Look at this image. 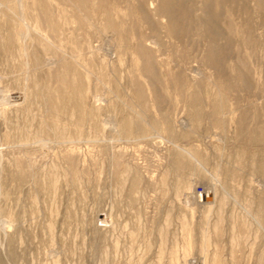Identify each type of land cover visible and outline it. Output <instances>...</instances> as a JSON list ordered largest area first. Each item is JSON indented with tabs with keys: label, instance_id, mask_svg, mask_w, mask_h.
Returning <instances> with one entry per match:
<instances>
[{
	"label": "rangeland",
	"instance_id": "1",
	"mask_svg": "<svg viewBox=\"0 0 264 264\" xmlns=\"http://www.w3.org/2000/svg\"><path fill=\"white\" fill-rule=\"evenodd\" d=\"M0 264H264V0H0Z\"/></svg>",
	"mask_w": 264,
	"mask_h": 264
},
{
	"label": "bare ground",
	"instance_id": "2",
	"mask_svg": "<svg viewBox=\"0 0 264 264\" xmlns=\"http://www.w3.org/2000/svg\"><path fill=\"white\" fill-rule=\"evenodd\" d=\"M165 1H168V0H165ZM170 1V0H169ZM214 3H216V4H218L219 2H220V0H212ZM174 2V1H173ZM166 3H168V2H166ZM165 5V4H164ZM163 5V6H164ZM168 5H170V4H168ZM167 5V7L166 6H164V8H162V10L164 11V12H168L169 13V11H170V8H169V6ZM173 21V20H172ZM172 21H171V23H172ZM208 53L210 54V56H215L216 55V53H215V49H214V45L213 44H211V45H209V48H208ZM75 108V107H74ZM223 109H224V107H222V106H214V108H213V112H215V115H216V117H218L217 115H218V113H222L223 112ZM138 111V110H137ZM139 115V114H138ZM221 116V115H220ZM222 121H223V119H222ZM218 122V121H217ZM217 122H215V123H217ZM219 124V123H218ZM131 126V125H130ZM218 127V126H217ZM126 129V128H125ZM260 130V129H259ZM259 132V131H258ZM258 132H256V131H254L253 132V135H256V134H258ZM258 137V136H257ZM185 151H187V150H185ZM184 151V152H185ZM182 154H180V156H178L177 155V158L178 159H176V162H174V164H177V166L178 165H180L178 168H180L183 164H184V161H186L185 159H183L184 157L182 156L183 155V152H181ZM188 153H189V155L191 154L190 153V151L188 150ZM193 154V153H192ZM191 154V155H192ZM185 155H187V152H186V154ZM189 155H187V162H189L190 163V161H191V159L190 158H193V157H189ZM176 157V156H175ZM188 157H189V159H190V161H188ZM192 161H193V159H192ZM262 164V163H261ZM177 166H175L176 168H177ZM192 177V176H191ZM190 186V185H189ZM187 191V190H186ZM200 200L201 201H203V202H205L206 200H207V198H209V194H207V193H201L200 195ZM207 202V201H206ZM165 224V223H164ZM190 229V228H189ZM175 254V253H174ZM176 258V257H175ZM171 260V259H170ZM176 260V259H175Z\"/></svg>",
	"mask_w": 264,
	"mask_h": 264
}]
</instances>
